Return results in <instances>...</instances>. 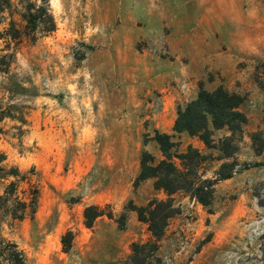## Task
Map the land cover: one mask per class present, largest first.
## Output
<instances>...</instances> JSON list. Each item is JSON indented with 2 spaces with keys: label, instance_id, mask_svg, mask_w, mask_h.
I'll list each match as a JSON object with an SVG mask.
<instances>
[{
  "label": "rangeland",
  "instance_id": "rangeland-1",
  "mask_svg": "<svg viewBox=\"0 0 264 264\" xmlns=\"http://www.w3.org/2000/svg\"><path fill=\"white\" fill-rule=\"evenodd\" d=\"M46 1L53 31L42 0H0V264H125L131 244L150 239L129 204L166 198L151 179L136 184L142 152L163 158L155 131L172 136L173 153L200 152L202 179L235 168L207 206L172 195L163 263L264 264V0ZM31 4L42 21L34 31L22 18ZM137 5H159L208 63L188 74L169 52L165 19L138 22L145 36L135 40ZM219 87L244 97L241 131L212 129L209 146L175 133L178 106ZM91 205L104 215L87 228Z\"/></svg>",
  "mask_w": 264,
  "mask_h": 264
},
{
  "label": "trees",
  "instance_id": "trees-1",
  "mask_svg": "<svg viewBox=\"0 0 264 264\" xmlns=\"http://www.w3.org/2000/svg\"><path fill=\"white\" fill-rule=\"evenodd\" d=\"M47 5L48 2L42 0L39 11L47 16L50 24L49 31H53L55 25L52 17L47 15ZM33 8L31 4L27 9V15H22L26 21L25 27H29L32 31L35 30L38 23H42L40 16L31 13ZM6 35L11 40H17L20 37V30L15 27L12 21ZM243 101V96L230 93L222 87L212 92L201 90L193 100L178 106L173 131L177 134L186 133L189 136L197 137L206 146H209L212 142V129H227L232 134L241 131L247 120L245 114L240 110ZM253 137H257V135L254 134ZM152 139L157 143L163 158L156 162L150 153L142 152L136 184L151 179L153 188L156 191H162L166 198L152 199L145 206L129 204L128 210L134 211L137 220L146 225L150 239L143 243H132L131 252L125 264H164L158 256L159 242L165 234L169 221L178 214L172 195L177 192H185L201 205L207 206L212 201L216 182L231 178L235 170L234 164H222L218 179L213 181L202 179L196 168L201 164L203 156L197 149L188 146L183 153H173L172 150L176 144L172 141V136L155 131ZM249 167V165H245L244 169ZM0 170L2 169L0 168ZM103 215L104 211L98 206L86 207L83 212L85 227L91 228L95 220ZM106 216L112 218L111 213ZM72 239L71 232L61 238L65 252L71 248ZM16 264H21V262L17 261Z\"/></svg>",
  "mask_w": 264,
  "mask_h": 264
},
{
  "label": "crops",
  "instance_id": "crops-1",
  "mask_svg": "<svg viewBox=\"0 0 264 264\" xmlns=\"http://www.w3.org/2000/svg\"><path fill=\"white\" fill-rule=\"evenodd\" d=\"M136 8L138 9L137 12H139V14L142 17L141 20L138 19L135 22V30H136L135 40H138L140 37L143 38L145 36L144 35L145 33L142 30L141 26L138 25V22L146 21L147 19H156L158 21V23L161 24L162 22H159V21L162 19H165L166 17L161 15V12L159 10V5H137ZM153 17H155V18H153ZM172 18H173L172 16H168V20L165 19L167 21L165 24H167L169 26V28L171 29V33L168 35V39H167L168 40V42H167L168 43V49H169L170 54L172 56H175V59L177 61H179L180 59L186 61V65L188 67V74H189L190 73L189 70L192 69L194 66H197L198 63H200V64H202L204 62L208 63L210 56L206 51L201 53L199 56H196L194 53V48H195L194 36H189L186 33V34L181 35L180 38H178L176 30L174 29L175 26H174V22H173ZM205 35L207 36V34H205ZM179 41H180V45H179ZM215 61H216V59H214V62H212V63L214 64ZM220 64H221V62L215 64L214 69L219 71L220 69L218 68V66ZM231 71H234V69H232ZM221 74L224 75L226 73H224L222 71ZM232 74H234V72ZM240 77L241 76L237 75L238 80L240 79ZM214 84H216V86H217L219 83H214ZM228 88H230V87H228ZM240 109H241V107H240Z\"/></svg>",
  "mask_w": 264,
  "mask_h": 264
}]
</instances>
